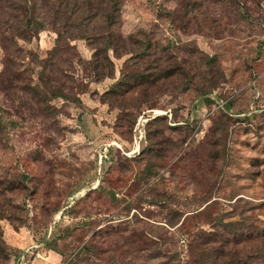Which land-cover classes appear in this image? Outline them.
<instances>
[{
  "label": "rangeland",
  "instance_id": "374dc122",
  "mask_svg": "<svg viewBox=\"0 0 264 264\" xmlns=\"http://www.w3.org/2000/svg\"><path fill=\"white\" fill-rule=\"evenodd\" d=\"M34 1L0 34V264H202L263 223L264 0H120L107 57L105 13Z\"/></svg>",
  "mask_w": 264,
  "mask_h": 264
},
{
  "label": "trees",
  "instance_id": "16d2710c",
  "mask_svg": "<svg viewBox=\"0 0 264 264\" xmlns=\"http://www.w3.org/2000/svg\"><path fill=\"white\" fill-rule=\"evenodd\" d=\"M41 0L38 7L48 6V11L51 22L55 24H62L63 27H72L71 17H74L75 25H85L84 22L88 19V16L94 17L97 14L96 9H99L101 15L105 13V24L103 29L105 35L102 36V52L104 54L109 50H113L111 44L113 41L112 26L114 25L115 17L119 14V1L120 0H84V4L81 9L77 7L76 0ZM103 4L102 10H100ZM36 1L34 0H0V34L7 31L13 37L25 38L35 27L41 26L39 22L34 20L32 17L33 12H36L35 6ZM85 13V17H84ZM78 18V19H77ZM77 23V24H76ZM37 29V28H36ZM93 30V28H91ZM90 31V30H89ZM97 32H94L95 37ZM81 37L87 40L92 39L90 35ZM118 37V36H117ZM119 38V37H118ZM95 51V50H94ZM92 53L95 55L96 53ZM106 55V54H105ZM107 57V55H106ZM205 202V201H204ZM243 218L240 220H229L225 221L224 218L217 220V226L224 232H207L206 234H197L192 240L193 247L201 246L207 243L216 241L217 244H210L204 247L199 254V261L202 264H264V221L262 224L247 225L244 224ZM239 222V225H238ZM212 233H214L212 235ZM217 236V239H216ZM255 241H258L257 243ZM251 243L253 250L251 253H241L239 249L235 248L237 245L245 243ZM163 257V255H155L153 258ZM172 264H179L180 260L172 259ZM159 264H166L162 262Z\"/></svg>",
  "mask_w": 264,
  "mask_h": 264
}]
</instances>
